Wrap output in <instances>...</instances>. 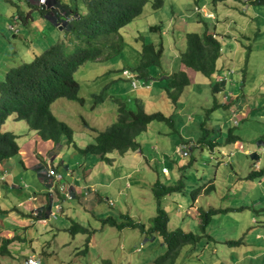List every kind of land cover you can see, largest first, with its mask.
Wrapping results in <instances>:
<instances>
[{"label":"rangeland","instance_id":"obj_1","mask_svg":"<svg viewBox=\"0 0 264 264\" xmlns=\"http://www.w3.org/2000/svg\"><path fill=\"white\" fill-rule=\"evenodd\" d=\"M58 1L63 6H72L74 2L80 6V0ZM247 1L226 0L214 5L213 0H163L162 8L153 10L151 0H148L141 15L119 30L118 36L122 39L119 51L100 60L88 61L74 73L79 84L78 96L83 102L59 99L51 106V111L72 129L77 147L92 143L87 136L105 131L115 122L118 104L114 101L122 100L125 108L133 112L140 106L145 113H163L172 117L173 123L171 126L160 122L150 124L136 138L146 160L127 157L128 162L115 164L108 175L104 173L103 165L98 169L90 165L87 169L88 164H83L84 157L72 145L63 144L64 149L50 154L64 180L88 184L92 178L98 185L102 201L97 212L86 218L79 204L74 202L80 213L75 211L71 216L72 221L93 233L87 237L86 234L73 236L65 232L71 222L62 219L54 210L57 218L49 216L25 223L14 222L5 214L1 229L9 232L7 237L12 233L10 238L22 240L14 241L9 256H0V264H23L31 256L39 259L41 264H101L103 260L111 264H151L165 251L161 238H151L137 229L117 230L102 225L101 221L127 214L147 228L156 210L151 185L169 179L173 183L168 184H174L180 175L185 177V192L165 197L161 200V208L170 218L168 230L191 231L199 235V239L195 245L181 249L175 264H261V260L264 264V254H250L251 246L248 245L256 242L254 238L259 231L264 237V13L255 17L250 9L246 12L243 5ZM47 4L45 1L41 5ZM203 9L211 13L213 19L202 17L200 11L202 13ZM17 13L23 17L29 14L28 23L14 21ZM173 24L178 27L173 29ZM9 26H15L16 33ZM154 26H158L159 31H151ZM205 31L215 33L222 47L219 65L224 68L223 74L216 72L211 78L212 83H216L218 77H225V84L230 80L240 81L237 88L243 96L239 98L245 99L247 106L241 110L235 108L236 113L230 112L223 98L232 94L230 86L218 94L212 93V87L206 84L208 80L191 70H188L190 86L178 101L172 103L167 95V78L178 71L177 65L173 64L178 47L184 45L185 34ZM70 36L40 15L38 9L29 8L24 0H0V81L10 68L32 61L35 55L56 42H70ZM145 42H151L157 48L160 46L161 62L159 66L148 68L147 79H137L139 84L149 80L151 88L146 90L139 86L135 91L121 73L127 69L137 74L134 68L139 63L141 46ZM136 94L142 101L136 99ZM151 125L153 128L149 129ZM215 126L217 129L213 134ZM160 129L166 135L158 134ZM1 130L14 134L17 145L26 141L32 132L25 122L16 121L13 115ZM202 134L209 141H212L210 136H215L217 146L212 149L204 145ZM38 141L41 140L37 137ZM185 142L194 147L183 146ZM183 150L185 157L181 153ZM253 153L263 158L259 164L263 173L250 177L249 174L257 170ZM46 166L56 171L50 162L36 167L40 173ZM163 168L168 172L163 173ZM20 173L22 182L18 191H13V197L7 195L1 199L8 207L14 205L13 201L24 199L21 193L28 194L29 199L33 195L42 197L47 203L49 194L53 206L61 202L54 193L56 188L49 187L53 193L48 192L49 189L47 192L41 190L45 187L32 167ZM125 174L128 178L120 181L118 178ZM196 188H201V193L193 201L191 194ZM1 191L4 192L2 187L0 194ZM210 208L226 211L212 217L201 236L197 210Z\"/></svg>","mask_w":264,"mask_h":264},{"label":"trees","instance_id":"obj_2","mask_svg":"<svg viewBox=\"0 0 264 264\" xmlns=\"http://www.w3.org/2000/svg\"><path fill=\"white\" fill-rule=\"evenodd\" d=\"M24 1L29 8L38 9L40 15L47 17L55 27L68 32L71 35V41L63 40L54 43L41 54L35 55L32 61L10 68L4 79L0 81V164L16 157L19 152L16 136L1 130L2 125L12 115L15 116L16 121L25 122L41 141L50 142L55 148L60 147L62 143L67 146L72 145L81 154L96 156L107 163L110 162L107 158L108 154L117 152L123 155L139 150L140 146L136 138L146 131L150 124L160 122L168 126L172 125V117L168 118L163 113H145L140 106L133 112L127 110L122 103L116 102L118 106L115 122L105 131L96 133L92 143L78 148L73 141L72 129L57 119L51 111V106L59 99L79 104L83 102V99L78 96L79 84L74 79V73L88 61L100 60L103 56L119 51L122 47V39L118 36L119 30L141 15L148 0H80V6L77 2H74L72 6H63L58 0H46L47 6L40 5L38 0ZM224 1L213 0V4ZM248 2L253 6L264 8V0H248ZM162 6L163 0H151L153 10H159ZM29 18V14L23 17L21 13H17L16 19L13 18V20L27 24ZM159 29L158 26L150 28L151 31H159ZM157 47L151 42L142 44L139 63L134 68L138 78L147 79L148 68L160 65L162 49L160 46ZM220 51L221 44L214 33L187 32L178 60L184 68L200 73L210 80L217 72L216 61L220 57ZM167 80V95L175 104L180 95L190 86V80L183 71L173 73ZM91 130L92 133L95 132ZM201 138L204 145L213 147L211 141L204 139V134ZM253 171L249 174L250 177L263 173L260 168ZM169 182L173 183L170 179L165 182L158 180L150 187L156 202V210L147 228L144 224L133 221L127 214L107 217L101 221L102 225L117 230L137 229L150 235L151 238L155 236L161 238L165 251L151 264H175L181 249L184 246L195 245L199 239V235L191 231L168 230L170 218L161 208V200L174 193L185 192V177L180 175L176 183L168 184ZM200 193L201 188L194 189L191 194L192 200L194 201ZM65 200L63 196L60 208L53 209L58 214ZM39 211H42V214H33L35 219L49 216L52 219L57 218L53 211L49 213V216L44 213L43 208ZM225 211L213 208L207 211L197 210L201 236L205 234L212 217ZM5 213L6 210L0 209V214ZM66 231L73 236L86 234L88 237L93 233L89 228L74 221L69 224ZM14 241L15 238L0 237V256L11 254L9 246ZM101 264L111 263L103 260Z\"/></svg>","mask_w":264,"mask_h":264},{"label":"crops","instance_id":"obj_3","mask_svg":"<svg viewBox=\"0 0 264 264\" xmlns=\"http://www.w3.org/2000/svg\"><path fill=\"white\" fill-rule=\"evenodd\" d=\"M243 8H245L246 12L250 9V12L255 17H257L260 14L262 15L264 13L263 7L253 6L249 2H246V4L243 5ZM177 27H178L177 24H175V25L173 24V29H176ZM215 29H216V26L214 27V30ZM184 32H186V31H184ZM215 36L218 40V36L216 34H215ZM175 41H176V39H175ZM173 45H175V44L173 43ZM178 48L179 49H178V51H176L177 53L175 55V61H174L173 66L177 65L178 71H185L187 77L190 79V75L188 73V70H190V69H186L183 66H181V64L179 63V60H178L179 50L183 48V43ZM221 50H222V47H221ZM221 57H222V54L220 51V57L216 61V70H217V73L220 75L223 74V70H224V68L219 65ZM135 75L137 76V74H135ZM169 75L170 74H168L167 76H169ZM219 78H221V77H218V79ZM223 78H224L223 82H219L217 79L216 83H212L211 79L210 80L207 79L208 83H206L205 81H203V83H206L212 87L211 88L212 93H215V90H216L217 91L216 94H218L219 92L225 91L228 88V86H230V88H231L230 93H232V94L229 96L228 95L223 96V98L225 99L224 100L225 103L226 102L228 103V105L227 104H225V105L229 107L230 112L236 113L235 108L241 110L242 108L247 106V101L245 99L239 98V96L242 95L240 93V90H238V88H237L238 86L240 87V81L239 82H233L232 80L228 79V81L229 80L230 81L225 84L224 83L225 77H223ZM242 78H243V76H242ZM241 80L243 81V79H241ZM231 83H233V84L231 85ZM149 89H146V90H149ZM133 90L136 91V89H133ZM139 97H140V95L136 94V99L139 100V102H140L142 100ZM234 100H235V102H234ZM114 102L116 103L117 101H114ZM120 103H122L125 106V104L122 100ZM151 128H153V125H151L149 129H151ZM216 129H217V127L215 126L214 131H212L213 134H215ZM87 130H88V128H87ZM157 132H158V134L166 135V133H163V129H160ZM83 138L85 139L86 136H84ZM93 138H94V135H92V134H90V136H87L88 141H90L91 139L93 140ZM210 139L212 140L211 142L213 143V147H212V149H213V148H215V146H217V143H214L216 138H215V136H210ZM63 144L64 143H62L60 145V147L55 148L52 146V144L50 142H43V141L37 142V137L35 136V133L32 131L28 135L26 141H23L21 144H18L20 147L18 155L16 157H13V158L7 160L6 162L0 164V188L2 187V189L4 191V192L1 191V194H0V209L6 210V213H5L6 215L0 214V229L4 227L3 219L5 218V216L8 218L11 217L14 222H23V223H25L27 221L33 222L34 220H36L35 219L36 217H34L33 214H35V213L37 215L42 214V211H39V209L43 208L44 213H46L49 216L51 209L52 210L55 209V206H57V205L59 207L61 206V202L56 204L55 206H53L54 203H53V201L51 202V198L49 197L50 196L49 194H48L49 203L44 201L42 199V197H39L36 195H33V197L30 198L31 199V201H30V199L28 198L29 196L26 193H21V197H23L24 199H17L16 202L13 201L14 205L12 207H8L7 203H5V201L1 200L3 197L6 198L7 195H9L10 197H13V195H12L13 191H18V189L20 188V184L22 182V179H20L21 178L20 171H24L25 169H28L30 167H32V169L36 171L40 182L46 188V189L42 188L41 190L47 192L46 190H48L49 187H52L53 190H54V188H56V191H54V193L57 194L56 196L59 200L63 199V194L58 189V186H60V185L67 192L71 191V193L73 194L72 200H70V201L65 200L64 202H62V209L60 211L61 218L64 217L65 219L72 222L71 216H74L75 211L78 214L80 213V211H78L74 207V202H77L79 204L80 209L83 211V215L86 218L89 214L93 215V213L97 212V209L99 208L98 204L102 201V199L98 194L99 191H97L98 185L93 183L94 179L90 178L88 184H82V183H78L77 181H70L67 179L64 180L63 179L64 176L61 177L60 181H52V180H46V178L44 176L42 177L40 175V173L38 172L37 167H36V166H38V164L44 165V164H47L48 162H50L52 164V166L56 168V172L59 174V172H58L59 169L57 168V164H55L53 162V159L51 158L50 154L55 153V151H57L58 149H64L65 147L63 146ZM182 144L183 145H189V147L191 146L190 143H186V142L182 143ZM78 148H81V146H79ZM192 148L193 147H190L189 149H192ZM177 152L179 153L178 150H177ZM220 153H223V152L220 151ZM245 153H248V152L246 151ZM139 154H142V156ZM143 154L144 153L141 150H137L135 152H127L123 155H119L117 152H113V153L107 155V158L110 160L109 163L101 161L100 159H98V157L93 156V155L92 156L91 155H83V154H81V155L84 157V163L83 164L84 165L88 164L86 166L87 169L90 168L89 167L90 165L91 166L94 165V167L97 169L100 168L101 165H103L104 166L103 171L105 174L108 175V173H111L110 169L114 168L115 164L116 165H118V164L122 165L125 162H128L125 159L127 157H131V156L137 157L139 160L145 159ZM252 155H254L255 159L257 160V162L255 164V168H259V164H260V162H262L263 158L260 159L259 157H257V155H255V153H253ZM185 156L186 155H183V157H185ZM42 157H43V159H42ZM117 157L119 158V160L116 159ZM134 157H132V158H134ZM134 159H136V158H134ZM62 165L65 166V168H67V166L65 165L64 162L62 163ZM5 172H6V174H5ZM167 172H168V170H167ZM96 173H98V172L96 171ZM125 177L128 178V175L125 174L124 176H122L118 179H120V181H122L123 178H125ZM84 182H85V179H84ZM26 211H28L29 213H26ZM37 211H39V212H37ZM47 218H49V217H47ZM61 225H62V223H61ZM42 227L45 228V226H42ZM262 227H264V225H262ZM1 230L4 234L1 235V233H0V237H3V238L12 237V235H13L12 233H10V237H7L6 235L9 234V232L6 230H3V229H1ZM51 230H53V227ZM55 230H57V229L55 228ZM64 231L66 232V228L64 229ZM254 239L256 241L255 243H249L248 244L251 246L249 253L255 254L258 252V253L264 254V237H262L260 231L257 234V236H255ZM15 240L20 241L22 239L15 237ZM259 242H262V243H259ZM14 243L15 242H13L9 246V251L11 249V246L14 245ZM260 262H261V264H263L262 260Z\"/></svg>","mask_w":264,"mask_h":264},{"label":"built area","instance_id":"obj_4","mask_svg":"<svg viewBox=\"0 0 264 264\" xmlns=\"http://www.w3.org/2000/svg\"><path fill=\"white\" fill-rule=\"evenodd\" d=\"M46 0H39L40 4H44ZM201 13V11H200ZM201 15H203L202 17H206L209 19H213V15L211 13H207L204 9L202 10ZM16 19V18H14ZM10 30L16 33V29L15 26H9ZM121 75L129 80L131 82L132 88L133 89H137L139 86H142L146 89L151 88L152 84H149V82H144L142 84H139V81L137 80L136 76L127 69H124L121 73ZM224 78L221 77L218 79L219 82H223ZM138 81V82H137ZM234 122V120H233ZM184 146V145H183ZM183 149V147L181 148V150ZM179 151V148L177 149ZM183 153V155H185L186 152H184V150L181 152ZM163 173H167L166 169H162ZM41 176H44L46 178V180H54V181H60L61 180V176L59 174H57V172L54 169H49L48 166L42 168L41 172H40ZM59 191L63 194L64 198L69 201L72 199L73 194L71 193V191H66L61 185L58 186ZM50 193H53L52 189H49ZM60 208L58 205L55 206V209ZM51 213V212H50ZM52 215V214H50ZM23 264H41L40 260L35 258L34 256H31L29 258H26Z\"/></svg>","mask_w":264,"mask_h":264},{"label":"clouds","instance_id":"obj_5","mask_svg":"<svg viewBox=\"0 0 264 264\" xmlns=\"http://www.w3.org/2000/svg\"><path fill=\"white\" fill-rule=\"evenodd\" d=\"M38 2H39V0H38ZM244 2H245V1H244ZM247 2H248V1H247ZM39 4H40V3H39ZM40 5H41V4H40ZM16 17H17V16H16ZM16 17H15V18H16ZM131 72H132V71H131ZM132 73H133V72H132ZM135 76H136V75H135ZM136 78L138 79L137 76H136ZM148 81H149V80H148ZM148 81H147V82H148ZM164 169H165V168H164ZM166 170H167V169H166ZM52 211H53V210H52ZM52 211H51V212H52ZM40 262H41V261H40Z\"/></svg>","mask_w":264,"mask_h":264}]
</instances>
